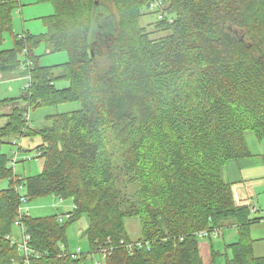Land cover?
Here are the masks:
<instances>
[{"label": "trees", "instance_id": "trees-1", "mask_svg": "<svg viewBox=\"0 0 264 264\" xmlns=\"http://www.w3.org/2000/svg\"><path fill=\"white\" fill-rule=\"evenodd\" d=\"M36 2L54 6L42 17L46 30L15 33L23 0H0V45L6 32L13 39L0 49V79L19 68L30 83L23 108L4 114L19 98L0 99V117L8 118L0 126V181H9L0 189V264H83L95 254L96 264H217L219 256L264 264L250 228L264 214L237 203L224 173L229 160L251 155L247 132L264 138V0ZM147 14L155 19L142 23ZM42 43L67 51L68 61L41 65ZM61 78L69 84L59 88ZM66 102L81 107L48 115L41 127L25 117L30 107ZM35 136L32 158L44 169L22 176L1 146L20 139L23 148L22 139ZM43 195L73 207L45 216L19 211L22 197ZM83 216L87 252L67 234ZM129 216L140 218L137 239L126 229ZM233 223L238 237L216 249L215 231ZM204 230L214 239H201Z\"/></svg>", "mask_w": 264, "mask_h": 264}, {"label": "rangeland", "instance_id": "rangeland-1", "mask_svg": "<svg viewBox=\"0 0 264 264\" xmlns=\"http://www.w3.org/2000/svg\"><path fill=\"white\" fill-rule=\"evenodd\" d=\"M54 6L50 2H36V0H23V5L20 9L14 12V22L13 30L15 33H21L23 28L32 31V33H41L46 30L43 25L42 17L54 13ZM151 19L154 20L155 16L153 14H147L142 17V23H146ZM113 29L112 26L106 27V31L111 32ZM13 45L12 35L9 32H6L4 35V42L0 45V49L11 48ZM35 54L40 56V64L43 66L49 65H58L65 63L69 59L67 51H57L51 52L47 49L45 43L40 44L35 49ZM24 69H16L12 72H9L0 79V99L4 98H19L18 103H25L22 97L25 94V86L28 83V78L23 75ZM69 81L65 78L56 80L57 87L61 88L67 86ZM81 107L79 102H66L60 105H50V106H38L30 107L28 109L29 113V123L38 127L50 124L48 115L69 112ZM23 148L20 151V156L14 168L17 174L22 176L34 175L36 173H41L44 169V161L41 158H32L30 160H21L25 156L34 155L36 153L35 146L40 143V136L35 137H25L22 139ZM21 143L20 139L17 144H3L1 150L7 152L11 158L13 151L18 148V145ZM24 148L27 150L24 151ZM8 180L0 181V189L6 188L8 186ZM24 193V190H21ZM64 200H67L64 203ZM71 199H61L55 195H43L40 197L33 198L31 201L26 202L23 205V208H29L30 214L34 216H45L50 214H59L67 213L73 207ZM238 203V202H237ZM70 205L71 208L66 210V206ZM264 209V204L260 206ZM257 214L263 213V211L256 212ZM231 224V223H230ZM126 229L132 239H137L141 235V222L140 218L137 216L125 217ZM232 225H235L234 223ZM88 228V219L86 216L81 217L78 221L70 224L67 230L69 244L72 247H79L83 252L89 250L87 238L85 236V231ZM251 237L255 239L254 249L256 255H264V222L262 220L253 223L251 226ZM16 233V239L21 241V230L16 225L14 228ZM234 232V228H225L224 235H220L219 238L214 239L217 243L216 249L223 250L224 240H234L238 237V233L235 238H231V234ZM213 238L212 236L201 238L203 240ZM202 240V241H203ZM201 241V242H202ZM205 248H203L204 250ZM208 252V248H207ZM102 257L100 254H95L94 257H88L83 264H96V261H101ZM211 257H205V261L208 263ZM225 257L219 256L217 264H225Z\"/></svg>", "mask_w": 264, "mask_h": 264}, {"label": "crops", "instance_id": "crops-1", "mask_svg": "<svg viewBox=\"0 0 264 264\" xmlns=\"http://www.w3.org/2000/svg\"><path fill=\"white\" fill-rule=\"evenodd\" d=\"M25 73L26 72L23 71V75H25ZM15 106L23 108L26 106V103H18L17 100L10 101L6 103L1 110L4 114H9L13 111ZM7 121L8 118L6 116L0 117V126L5 125ZM245 137L251 155L244 158L229 160L224 167L225 178L231 183L238 204H247L251 207L260 208V206L264 204V138H259L254 132H247ZM66 201L67 200H64L61 203ZM70 208L71 206L68 204L66 210L69 211ZM260 209L264 212V209ZM253 214V216L261 215L255 212H253ZM228 227L234 228L231 238H235V233H237L236 225H228Z\"/></svg>", "mask_w": 264, "mask_h": 264}, {"label": "built area", "instance_id": "built-area-1", "mask_svg": "<svg viewBox=\"0 0 264 264\" xmlns=\"http://www.w3.org/2000/svg\"><path fill=\"white\" fill-rule=\"evenodd\" d=\"M29 85H30V83L28 82L27 85H26V87L29 86ZM25 117H26V119H28V117H29V113H26ZM28 120H29V119H28ZM17 143H18V140H15V141H14V144H17ZM21 150H22V148L20 147V144H19V145H18V148H17L16 150L13 151V154H12V156H11V158H10L11 166L14 167L15 164L20 160V159H19V156H20V151H21ZM30 159H32V155L25 156V157L23 158V160H30ZM21 202H22V205L20 206L19 211H20L22 214L29 213V212H30L29 208H23V205L26 204L27 199H26L25 197H22V198H21ZM16 224H21V221H17ZM27 239H28V236L25 235V237H24V243L20 245V248H22V249H27V248H28L27 245H26V241H27Z\"/></svg>", "mask_w": 264, "mask_h": 264}, {"label": "bare ground", "instance_id": "bare-ground-1", "mask_svg": "<svg viewBox=\"0 0 264 264\" xmlns=\"http://www.w3.org/2000/svg\"><path fill=\"white\" fill-rule=\"evenodd\" d=\"M212 232L213 231H209V230H204L203 232H200V233H203L204 235L202 236V238H204V237H209V236H212L211 234H212ZM224 232H222V231H215V234H219V235H221V234H223ZM219 237V236H218Z\"/></svg>", "mask_w": 264, "mask_h": 264}]
</instances>
